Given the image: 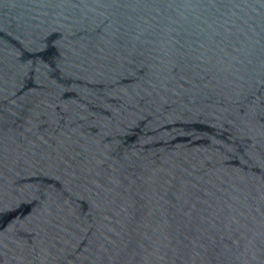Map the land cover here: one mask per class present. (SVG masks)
<instances>
[{
	"label": "water",
	"instance_id": "1",
	"mask_svg": "<svg viewBox=\"0 0 264 264\" xmlns=\"http://www.w3.org/2000/svg\"><path fill=\"white\" fill-rule=\"evenodd\" d=\"M0 264H264V0H0Z\"/></svg>",
	"mask_w": 264,
	"mask_h": 264
}]
</instances>
